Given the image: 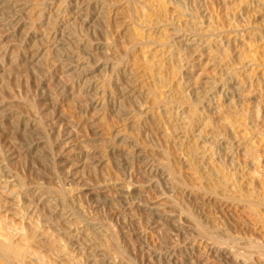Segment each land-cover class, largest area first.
<instances>
[{"label": "rangeland", "instance_id": "rangeland-1", "mask_svg": "<svg viewBox=\"0 0 264 264\" xmlns=\"http://www.w3.org/2000/svg\"><path fill=\"white\" fill-rule=\"evenodd\" d=\"M0 227V264H264V0H0Z\"/></svg>", "mask_w": 264, "mask_h": 264}, {"label": "bare ground", "instance_id": "bare-ground-1", "mask_svg": "<svg viewBox=\"0 0 264 264\" xmlns=\"http://www.w3.org/2000/svg\"><path fill=\"white\" fill-rule=\"evenodd\" d=\"M200 174V173H199ZM225 187V186H224ZM210 188V187H209ZM207 189V188H206ZM227 190V189H226ZM245 190V189H244ZM250 190V189H249ZM249 193V192H248ZM225 194V193H224ZM240 198V197H239ZM230 199V198H229ZM251 199V198H250ZM1 228V227H0ZM205 228V226H204ZM202 232V231H201ZM6 236V235H5ZM223 236V235H222ZM4 237V236H3ZM0 238V253H2V255L5 256H13L16 258H19L20 256V252L19 249L17 251V249H15L16 247H14L13 241L8 240V236L4 237V238ZM10 239V238H9ZM215 241V240H214ZM234 243V242H233ZM22 245V244H21ZM24 245H22L23 247ZM26 246V244H25ZM24 246V248H25ZM18 248H21V246H17ZM251 247V246H250ZM259 247V246H258ZM264 249V248H263ZM256 251V250H255ZM22 254V253H21ZM22 257V256H21ZM15 259V258H14ZM6 260V259H5ZM15 264V263H14ZM24 264V263H23Z\"/></svg>", "mask_w": 264, "mask_h": 264}]
</instances>
